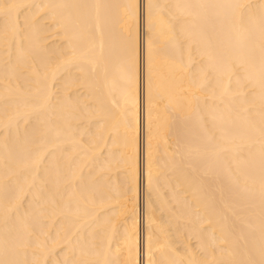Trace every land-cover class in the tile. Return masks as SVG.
<instances>
[{"label":"bare ground","instance_id":"bare-ground-1","mask_svg":"<svg viewBox=\"0 0 264 264\" xmlns=\"http://www.w3.org/2000/svg\"><path fill=\"white\" fill-rule=\"evenodd\" d=\"M0 264H264V0H0Z\"/></svg>","mask_w":264,"mask_h":264}]
</instances>
